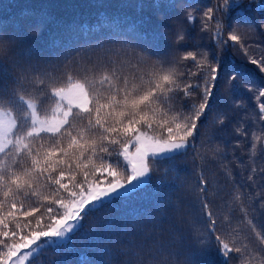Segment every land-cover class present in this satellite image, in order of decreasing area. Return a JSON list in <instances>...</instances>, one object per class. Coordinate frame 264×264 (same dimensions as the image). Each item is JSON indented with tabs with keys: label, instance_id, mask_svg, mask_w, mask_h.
Listing matches in <instances>:
<instances>
[{
	"label": "snow or ice",
	"instance_id": "snow-or-ice-1",
	"mask_svg": "<svg viewBox=\"0 0 264 264\" xmlns=\"http://www.w3.org/2000/svg\"><path fill=\"white\" fill-rule=\"evenodd\" d=\"M250 7L245 0H212L203 7L190 2L182 14L192 28L209 33L217 48L235 45L243 48V34H237L236 24H229L227 18L233 10L243 18ZM46 19L44 16L38 18L35 30L39 31ZM225 30L227 39H222ZM193 40L186 29L176 28L173 44L178 55L172 61L160 60L156 51L149 52L147 48L136 51L138 46L131 45L126 33L117 28L99 37L95 48L115 55L121 52L134 55L150 71L134 80L121 78L112 70L115 62H111L104 65L111 75L102 74L98 81L95 78L91 82L76 80L61 87L57 84L56 73L63 71V64L53 60L33 63L19 48V31L0 28V68H3L0 104L9 106L0 109V155L3 156L0 162V264H26L35 253L49 245L54 249L69 247V234L82 230V221L87 216L116 200L129 199L151 183L150 159L157 165L169 162L164 168L165 177L169 166L171 171H176V158L187 155L195 146L193 138L198 136V124L206 122V113L214 111L209 103L216 98L214 90L219 93L223 82L234 91L240 81L250 78L246 70L222 64L218 51L192 43ZM190 43L192 47H188ZM154 56L158 63L150 64ZM246 59L264 73V58L248 59L246 55ZM6 61L9 67L4 66ZM187 61L192 63L182 64ZM181 66L185 70H178ZM96 70L93 64V71ZM105 83L106 91L95 87ZM244 87L252 91L251 85ZM178 89L188 97L199 95V102L190 103L185 111H174L169 107L170 94ZM256 98H264V86L258 88ZM44 99H54L55 107L50 115L41 116L37 105ZM229 103L232 110L244 106L242 99ZM18 107L30 110V127L25 126L29 117L24 112L19 122L13 115L12 109ZM258 108L259 119L264 122V102L259 103ZM228 122L227 112L217 121L221 129ZM233 132L236 136H249L242 122L233 124ZM251 139L252 151L256 153L259 149V154L264 156V136L253 133ZM36 144L38 146H34ZM239 144L240 141H236L237 147ZM113 156L118 158L111 160ZM256 172L257 168L253 167L251 173ZM259 173L257 177L249 174L247 179H264V168H260ZM78 175L82 180L77 181ZM96 175L101 179H89ZM105 177L110 179L105 180ZM205 184L201 176L197 182L198 191L193 196L201 206L209 233L215 237L217 256L222 264H230L229 254L241 253L242 249L230 246L215 234L216 220L204 197ZM160 187H166L169 192L178 190V186L168 185L166 179L160 182ZM30 197L39 203L29 204ZM240 198L237 196L238 200ZM257 198L264 206V198ZM45 203L48 206L41 213ZM158 203H164L163 199ZM168 203L171 205L170 200ZM175 207L179 211L178 206ZM36 213L41 215L36 216ZM253 230L256 231L255 227ZM87 235L90 243L85 247L99 249V234ZM256 236L264 242L259 231ZM192 239L197 251L185 264H213L212 250L204 247L206 240L196 235ZM98 255L99 261L90 264H113L110 249H99ZM88 259L81 257V260ZM253 259L254 264H264V261Z\"/></svg>",
	"mask_w": 264,
	"mask_h": 264
},
{
	"label": "trees",
	"instance_id": "trees-1",
	"mask_svg": "<svg viewBox=\"0 0 264 264\" xmlns=\"http://www.w3.org/2000/svg\"><path fill=\"white\" fill-rule=\"evenodd\" d=\"M190 2L203 7L212 0H0V28L19 31V48L31 57L33 63L53 60L63 64V71L56 73L57 84L61 87L76 80L91 82L93 78L98 81L102 74L111 75L104 67L111 62H115L112 70L121 78L134 80L150 71L134 55L123 52L115 55L95 48L99 37L117 28L126 33L131 45L138 46L136 51L147 48L149 52L156 51L160 60L172 61L178 55L173 44L174 30L182 27L194 37L192 43L218 51L222 64L244 69L250 75L248 80L240 81L234 91L223 82L219 93L214 90L216 98L209 101L214 111L206 113L207 121L198 124V136L193 138L195 146L187 155L176 158V171H171L169 166L165 177L164 168L169 162L157 165L150 159L151 183L146 188L127 200H116L87 216L82 221L83 229L69 234V247L54 249L51 245L46 246L26 264H90L99 261L98 251L103 248L111 250L113 264H126L127 261L132 264H185L197 251L193 246V235L206 240L204 247L212 250L213 264H222L215 252V237L209 233L201 206L193 196L198 191L197 182L201 176L206 182L204 197L210 203L212 218L216 220L215 234L230 246L242 249L241 253L229 254L230 264H254L253 258L264 261V242L256 236L259 231L264 237V206L257 198H264V179H247L249 174L259 176V169L264 168V156L259 154V149L256 153L251 149L252 134L264 136V122L259 119L258 108L264 98H256L258 88L264 86V73L246 59V55L248 59L264 58V27H261L264 24V8L261 7L264 0H245V4L251 7L244 12L243 18L237 16V10L227 18L229 24H236L237 34H243V48L241 45L217 48L209 33H201L187 24L182 13ZM41 16L47 19L37 31L34 25ZM222 39H227L226 30ZM192 43L188 47H192ZM232 43L229 41V45ZM149 63H158L156 57H152ZM93 64L96 71H93ZM4 66L9 67L7 61ZM178 70L185 69L181 66ZM2 72L3 68H0ZM245 84L251 85L252 91H248ZM95 87L106 91L107 84ZM170 97L169 107L174 111H185L190 103L199 102V95L188 97L181 89ZM240 99L244 106L232 110L229 102ZM8 107L0 104V109ZM54 107V99H44L37 105V112L41 116L50 115ZM22 112L29 117L25 126L30 127V110L12 109L18 122ZM225 112L229 122L221 129L217 121ZM236 122H242L249 133L247 138L235 135L233 124ZM236 141H240L238 147ZM2 160L0 155V162ZM253 167L257 168L256 173H251ZM89 179L100 180L101 177L96 175ZM165 179L168 185L178 186V190L169 192L166 187L161 188L160 182ZM80 180L82 176L78 175L77 181ZM237 196L241 198L238 200ZM161 199L164 203H158ZM28 203L35 206L39 202L30 197ZM47 206L45 203L41 207V213ZM95 233L99 234V249L86 248L90 243L87 234ZM122 252L130 254L121 255ZM83 256L89 259L81 260Z\"/></svg>",
	"mask_w": 264,
	"mask_h": 264
}]
</instances>
